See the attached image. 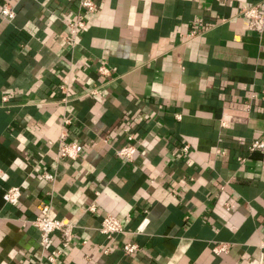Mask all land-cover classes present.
I'll return each instance as SVG.
<instances>
[{
	"label": "crops",
	"instance_id": "0c3cea01",
	"mask_svg": "<svg viewBox=\"0 0 264 264\" xmlns=\"http://www.w3.org/2000/svg\"><path fill=\"white\" fill-rule=\"evenodd\" d=\"M79 1L0 0L15 10L0 14V264H50L60 232L43 248L31 224L44 203L76 222L60 264H258L264 26L240 12L258 0H96L72 44ZM63 128L77 159L56 158ZM127 133L131 163L115 155ZM13 186L17 204L2 198ZM106 214L123 228L110 238Z\"/></svg>",
	"mask_w": 264,
	"mask_h": 264
},
{
	"label": "built area",
	"instance_id": "2783aa9c",
	"mask_svg": "<svg viewBox=\"0 0 264 264\" xmlns=\"http://www.w3.org/2000/svg\"><path fill=\"white\" fill-rule=\"evenodd\" d=\"M80 10L66 23L67 30V41L74 44L79 33L87 27L86 13L94 12L97 8L96 0H80ZM242 16L246 19L248 27L252 30L261 31L264 26V0H258L255 3L244 5L240 8ZM0 14L5 18H13L15 10L12 4L4 2L0 7ZM198 34L196 29H192L186 36V40L192 39ZM98 72L101 74H107L109 72L108 67L105 64L98 66ZM60 89L63 92L62 101L67 102L70 84L62 83ZM71 117H63V126L66 127L71 123ZM66 129L63 128L59 135L58 149L56 151L57 159H77L80 157L83 147L80 143L70 141L66 139ZM264 148V137H260L254 140L251 144V149ZM138 150V145L134 139L132 133H127L125 141L122 145L115 149V155L121 159L124 163H131L134 160L135 154ZM183 150H187V147H183ZM43 177L49 180L54 179L53 173H43ZM21 190L18 186L8 188L3 194L2 198L5 202L10 204H17ZM87 209L94 212L96 205L94 203L88 205ZM31 224L35 226L40 233V245L45 248L49 242L50 234L57 230L60 232L61 244L59 247L51 250L46 255V259L50 264H60L58 257L64 253V251L70 246L73 235V229L75 227L74 219L56 218L52 215V208L49 203H44L40 209V214L31 220ZM142 223L138 228L137 232L143 230ZM99 231L105 234L107 237H112L114 234L122 232L121 221L112 214H106L99 226ZM227 243H217L213 247L215 253L224 252L227 250ZM262 250L258 260V264H264V243H262ZM139 247L135 243H127L124 245V250L127 253H134Z\"/></svg>",
	"mask_w": 264,
	"mask_h": 264
}]
</instances>
